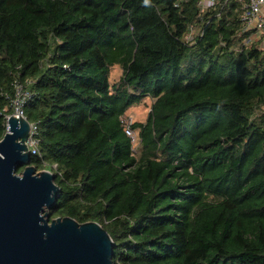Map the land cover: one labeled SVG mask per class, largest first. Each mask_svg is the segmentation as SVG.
Returning <instances> with one entry per match:
<instances>
[{
  "label": "trees",
  "instance_id": "obj_1",
  "mask_svg": "<svg viewBox=\"0 0 264 264\" xmlns=\"http://www.w3.org/2000/svg\"><path fill=\"white\" fill-rule=\"evenodd\" d=\"M200 1L0 0V140L17 79L50 220L100 223L114 264H264V50Z\"/></svg>",
  "mask_w": 264,
  "mask_h": 264
},
{
  "label": "water",
  "instance_id": "obj_2",
  "mask_svg": "<svg viewBox=\"0 0 264 264\" xmlns=\"http://www.w3.org/2000/svg\"><path fill=\"white\" fill-rule=\"evenodd\" d=\"M29 131L26 118L10 115L0 140V264H114V241L100 223L50 220L60 187L51 170L31 165Z\"/></svg>",
  "mask_w": 264,
  "mask_h": 264
},
{
  "label": "built area",
  "instance_id": "obj_3",
  "mask_svg": "<svg viewBox=\"0 0 264 264\" xmlns=\"http://www.w3.org/2000/svg\"><path fill=\"white\" fill-rule=\"evenodd\" d=\"M233 0H201L200 6L203 11L212 9L219 3H227ZM240 3L241 19L245 22V28L243 31L252 30L249 38L243 41L244 45H248L250 42L256 41L261 42L260 47L264 50V16L262 10L264 8V0H236ZM192 33V32H191ZM256 35V36H255ZM191 39V34L189 36ZM14 94L9 97V109L14 115L20 118H26L24 115V107L27 101L31 98V94L23 87V85L17 80L13 83ZM10 115H6V122ZM126 132L132 138L135 143L137 140L136 133L131 129V124L133 123L131 118H125ZM36 125L30 123V131L26 144L30 150L31 155L38 153L36 135Z\"/></svg>",
  "mask_w": 264,
  "mask_h": 264
},
{
  "label": "rangeland",
  "instance_id": "obj_4",
  "mask_svg": "<svg viewBox=\"0 0 264 264\" xmlns=\"http://www.w3.org/2000/svg\"><path fill=\"white\" fill-rule=\"evenodd\" d=\"M122 72L123 70L121 67L115 66L111 71V77H110L111 82L112 83L117 82L120 79ZM150 105H151V100L147 99L146 103H142L139 106H135L130 110H128L126 117L131 118L133 122L136 121L144 122L147 120L150 111ZM36 171L40 173V171L42 170L36 169Z\"/></svg>",
  "mask_w": 264,
  "mask_h": 264
},
{
  "label": "crops",
  "instance_id": "obj_5",
  "mask_svg": "<svg viewBox=\"0 0 264 264\" xmlns=\"http://www.w3.org/2000/svg\"><path fill=\"white\" fill-rule=\"evenodd\" d=\"M262 14H263V16H264V8H263V10H262ZM256 36V35H255Z\"/></svg>",
  "mask_w": 264,
  "mask_h": 264
}]
</instances>
